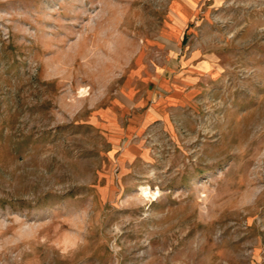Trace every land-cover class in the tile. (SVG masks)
I'll use <instances>...</instances> for the list:
<instances>
[{
  "label": "rangeland",
  "instance_id": "rangeland-1",
  "mask_svg": "<svg viewBox=\"0 0 264 264\" xmlns=\"http://www.w3.org/2000/svg\"><path fill=\"white\" fill-rule=\"evenodd\" d=\"M0 264H264V0H0Z\"/></svg>",
  "mask_w": 264,
  "mask_h": 264
},
{
  "label": "crops",
  "instance_id": "crops-1",
  "mask_svg": "<svg viewBox=\"0 0 264 264\" xmlns=\"http://www.w3.org/2000/svg\"><path fill=\"white\" fill-rule=\"evenodd\" d=\"M176 77H174V75L171 76V83L174 85V86H177V84L180 82L178 79H177V75H175ZM163 79V77L161 76L160 78V81ZM166 79V78H165ZM171 90H175V92L171 93V98L174 97V98H181V97H185L188 95V91L186 92V94H184L183 92H180L181 94L178 93V89L174 88L172 86V89ZM119 97V95H118ZM120 98V97H119ZM121 99V98H120ZM122 100V99H121ZM162 109H163V102H155V104L148 108V114H153L154 115L157 113V111L160 113L162 112Z\"/></svg>",
  "mask_w": 264,
  "mask_h": 264
}]
</instances>
